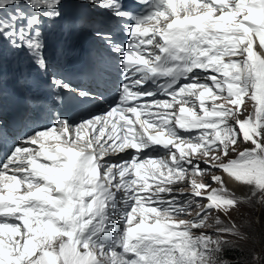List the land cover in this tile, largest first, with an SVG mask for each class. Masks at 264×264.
<instances>
[{
  "label": "snow or ice",
  "instance_id": "snow-or-ice-1",
  "mask_svg": "<svg viewBox=\"0 0 264 264\" xmlns=\"http://www.w3.org/2000/svg\"><path fill=\"white\" fill-rule=\"evenodd\" d=\"M262 14L264 0H0V131L37 125L0 149V264H242L230 237L253 224L232 213L264 202ZM55 26L61 51L102 42L94 86L47 54ZM69 96L95 110L74 118ZM45 106L41 126L29 109Z\"/></svg>",
  "mask_w": 264,
  "mask_h": 264
},
{
  "label": "rangeland",
  "instance_id": "rangeland-1",
  "mask_svg": "<svg viewBox=\"0 0 264 264\" xmlns=\"http://www.w3.org/2000/svg\"><path fill=\"white\" fill-rule=\"evenodd\" d=\"M247 110L242 112L241 118H244L245 116H252L254 118V102H247ZM243 107V106H241ZM243 147V145H242ZM203 158V157H200ZM208 176L205 177V183H209L211 187H218L217 184L212 183L210 180L211 175H222V173L218 170H214L207 173ZM226 183V181H225ZM228 185V183H226ZM230 191H234L235 194L240 197L242 195H246L248 193V189L238 187L232 188L229 186ZM175 190V189H174ZM178 190H181L178 188ZM193 213H195V209H193ZM232 217L236 220H242V221H251L253 224L252 232H251V239L246 241H240L238 238H231L230 239H236L238 246H241V253L239 260L242 261V264H250L251 261V253L253 251L260 252L262 249H264V229L261 228V224L264 223V206L263 208H257V204H254L253 206H249L247 204L242 205L240 208H238L236 211L232 213ZM181 219H188V217H181ZM225 258V257H220ZM216 264H220V261L216 259Z\"/></svg>",
  "mask_w": 264,
  "mask_h": 264
},
{
  "label": "trees",
  "instance_id": "trees-1",
  "mask_svg": "<svg viewBox=\"0 0 264 264\" xmlns=\"http://www.w3.org/2000/svg\"><path fill=\"white\" fill-rule=\"evenodd\" d=\"M240 255L242 256L241 252H233L229 255L228 259L236 260V259H239Z\"/></svg>",
  "mask_w": 264,
  "mask_h": 264
},
{
  "label": "bare ground",
  "instance_id": "bare-ground-1",
  "mask_svg": "<svg viewBox=\"0 0 264 264\" xmlns=\"http://www.w3.org/2000/svg\"><path fill=\"white\" fill-rule=\"evenodd\" d=\"M48 51H49V49H48ZM222 175H224V174L222 173ZM225 181H226V183H228V185L231 186L232 188H234V189L236 188V185L233 184V182H232L230 179H228L227 176H225Z\"/></svg>",
  "mask_w": 264,
  "mask_h": 264
}]
</instances>
